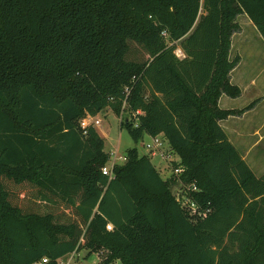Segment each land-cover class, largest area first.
I'll use <instances>...</instances> for the list:
<instances>
[{
  "label": "trees",
  "instance_id": "16d2710c",
  "mask_svg": "<svg viewBox=\"0 0 264 264\" xmlns=\"http://www.w3.org/2000/svg\"><path fill=\"white\" fill-rule=\"evenodd\" d=\"M241 13L264 38V0H0V264L74 250L102 251L100 264H264V173L219 124L243 112L218 104L241 93L229 76ZM105 109L135 141L160 135L183 170L163 178L134 147L102 174L104 140L80 120Z\"/></svg>",
  "mask_w": 264,
  "mask_h": 264
},
{
  "label": "crops",
  "instance_id": "0c3cea01",
  "mask_svg": "<svg viewBox=\"0 0 264 264\" xmlns=\"http://www.w3.org/2000/svg\"><path fill=\"white\" fill-rule=\"evenodd\" d=\"M240 15H245L255 27L248 15L246 13H241L236 18L239 25L237 31H240L242 28V25H240L238 21ZM241 63L243 62L238 63L229 73L230 82L240 88V95L231 97L222 94L219 97L218 104L223 109H238L243 110V112L229 115L227 118L220 120L219 124L251 170L256 176H260L264 173V54L263 57L257 56L248 58L243 63L246 64L245 66H241ZM262 104L263 117L258 115ZM262 141L263 153L251 154L253 148L261 144ZM249 155H263V157L253 158V156H251L249 159ZM253 165H257L256 169L258 168V170H255ZM161 176L163 177V175Z\"/></svg>",
  "mask_w": 264,
  "mask_h": 264
},
{
  "label": "rangeland",
  "instance_id": "374dc122",
  "mask_svg": "<svg viewBox=\"0 0 264 264\" xmlns=\"http://www.w3.org/2000/svg\"><path fill=\"white\" fill-rule=\"evenodd\" d=\"M238 21L240 25H242V28L240 31L232 34L230 48L231 52L229 58H237L238 63H244L248 58L257 56L263 57V37L258 33L256 28L250 23L245 15H240L238 17ZM177 48H179V46ZM243 63L240 65L245 66L246 64ZM260 108L261 109L259 110L258 115L263 117V104ZM96 118L100 120V123L96 125L95 128L98 130L99 134L104 140L105 152L111 155L114 152H117L119 155H124L129 148L136 147L140 154H150L145 146V144L150 141V137L145 135L139 141H135L124 127H120V117H117L111 110L105 109L101 111L97 114ZM167 144V142L164 144V148L166 150L163 152V156H160L159 152H155L154 156H152L153 163L156 165L157 169L160 170L161 175H163L165 178L172 176V161L178 159L173 152L169 151ZM255 153H263V141L261 144L253 148L251 154ZM251 156H253V158L263 157V155H249V159ZM256 166L257 165H253V168L258 170V168L256 169ZM176 188L178 187H174V189ZM179 193L180 191H177V195ZM79 261L81 264H100V257L97 254V251L88 257L86 256V251L81 250L79 251Z\"/></svg>",
  "mask_w": 264,
  "mask_h": 264
},
{
  "label": "built area",
  "instance_id": "2783aa9c",
  "mask_svg": "<svg viewBox=\"0 0 264 264\" xmlns=\"http://www.w3.org/2000/svg\"><path fill=\"white\" fill-rule=\"evenodd\" d=\"M175 54L180 59L184 57V53L182 52L180 48H177L175 50ZM96 116L97 115L95 116L87 115L80 120V127L84 133L86 132V129L88 126L95 127L96 125L100 123V120L96 118ZM149 137H150V141L146 143L145 146L148 149L150 155L154 156L155 152H159V155L163 156V152L166 150L164 148V144L166 143V140H164L160 135L149 136ZM167 147H168V144H167ZM125 159H126L125 155H121V154L119 155L117 154V152H114L112 155L109 154L108 162L105 165H103V167L101 168L102 174L107 175L109 179L113 178L114 177L113 167L117 163L124 162ZM182 170H183L182 166H179V165L172 168V171L174 174H178ZM189 187L196 188L194 185H190ZM178 195L182 197L181 193H179ZM182 199H183V204H186L189 206L191 213H195L197 211V205L189 197L183 196ZM203 213L199 212V214H203ZM106 229L111 230V225L107 224ZM97 254L99 255L100 260H101V258H103V252L99 251L97 252ZM47 262H48V258L43 257L42 259L35 261L33 264H46ZM56 264H81L79 261V252L74 250L64 255L63 257L58 258L56 260ZM110 264H120V263L115 261Z\"/></svg>",
  "mask_w": 264,
  "mask_h": 264
}]
</instances>
